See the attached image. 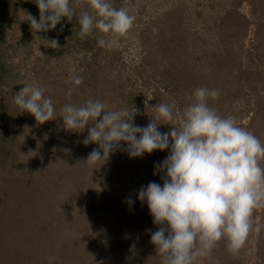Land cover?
I'll return each mask as SVG.
<instances>
[{"label":"rangeland","instance_id":"1","mask_svg":"<svg viewBox=\"0 0 264 264\" xmlns=\"http://www.w3.org/2000/svg\"><path fill=\"white\" fill-rule=\"evenodd\" d=\"M70 1L74 5L75 15L71 23L67 20L65 31L61 32V27H56L48 32L34 34L29 20L35 17L39 21L38 6L29 10L23 5L29 3V0H18L15 8L18 12L17 19L6 25L4 41H0V53L6 66V73L0 79V264H131L139 260V257L138 260L130 257L133 247L128 241L130 236L127 235L133 227L134 218L127 224H122L120 220L127 213L136 217L135 211L139 216L143 212L146 203H141L137 196L141 186H145L144 179L137 178L135 171L131 173V177L123 175L120 181L116 176L115 179L110 176V179L90 181L89 184L75 178L81 174L82 164L81 157H75L71 152L73 146L77 147L78 143L75 141L78 138L75 135L78 132L74 134V138L70 136L72 132L64 130L63 121L59 117L61 111L56 103L66 100V94L62 93L64 87L68 88L75 72L80 71L79 58L85 48L78 35V17L81 11L90 9L83 0L82 6L77 5L76 0ZM170 1L117 0L120 2L117 8L125 7L129 14L135 16L133 26L122 38L128 44L124 51L128 54L127 59L139 57L140 46L137 41H140V31ZM187 1L191 9L209 10L213 6L214 12L234 6L240 14L248 17L246 21L249 23V34L242 38L245 43L255 36L257 18L264 24V0ZM61 33L62 38L54 50L61 51L64 59L59 68L54 64L56 70L53 77L56 81H52L44 77L47 72L43 66L47 68L49 65L47 59L44 60V55L47 48H52L48 41L58 40ZM99 35L94 29L90 36L99 38ZM116 47L120 49L121 45L117 44ZM53 58L51 56L48 60L52 62ZM34 67H37V72ZM23 84L46 89L44 95L52 99L57 110L54 120L38 124L32 114L20 112L13 97L24 87ZM77 90L78 87L75 86L73 92ZM240 111L241 107L236 106L234 115L237 124L238 121H247L250 115L248 111L242 117ZM51 123L54 128L50 129L48 125ZM263 134L262 132L258 137L262 143ZM89 169L99 171L95 170L94 165L86 164V170ZM36 180H41L42 184L38 185L36 191H32L29 184H35ZM128 197L134 200L130 208L125 206ZM263 210L264 208L254 210V225H264ZM258 244L264 246V230L258 235L255 232L249 235L238 254L237 263L264 264L261 261L264 256L257 251ZM254 251L261 259L256 257ZM240 254L244 256L245 262ZM228 260L227 256L214 258L210 252L198 264H229ZM155 261L147 259L142 262L154 264ZM139 262L136 264H142Z\"/></svg>","mask_w":264,"mask_h":264},{"label":"clouds","instance_id":"2","mask_svg":"<svg viewBox=\"0 0 264 264\" xmlns=\"http://www.w3.org/2000/svg\"><path fill=\"white\" fill-rule=\"evenodd\" d=\"M34 2L39 9V21L31 16L29 20L34 34L54 30L64 18L70 21L75 15L70 0ZM83 2L90 10L81 11L78 17L81 39L95 29L100 34L98 44L111 48L134 24L135 16L125 7L116 8L111 0ZM76 3L82 6L81 0ZM48 42L52 48L59 45L56 39ZM83 79L71 78L69 100ZM23 85L13 97L20 112L32 114L38 124L54 120V103L44 95L46 89ZM219 96L218 89L196 88L193 102L183 108L179 128L173 126L163 133L159 127L172 125L176 119L175 103L160 102L153 107L156 115H150L144 127L134 123L136 108L111 111L102 101L89 99L82 106L68 103L61 109L64 130L83 132L87 127L89 135L82 143L98 145L87 157L89 166L107 160L116 151L134 159L168 150L154 170L163 184L153 181L138 190V199L147 204L158 229L149 231L161 264H198L222 239L235 256L252 232L258 235L264 230V225H254L252 219L254 210L264 208V167L260 163L264 143L238 126L234 117H222L209 106V98ZM126 203L134 201L128 197Z\"/></svg>","mask_w":264,"mask_h":264},{"label":"trees","instance_id":"3","mask_svg":"<svg viewBox=\"0 0 264 264\" xmlns=\"http://www.w3.org/2000/svg\"><path fill=\"white\" fill-rule=\"evenodd\" d=\"M7 2L6 4V0H0L1 43L4 41L6 25L12 20L15 21L18 15L15 9L18 0H7ZM111 2L116 8L120 3L117 0ZM168 3L169 5L157 12L156 16H152L151 21L140 31V41H137L140 46L138 58L127 59L128 54L126 55L124 51L128 48V44L122 39L123 37L118 41V45H121L120 49L116 47L117 45L111 48L101 47L97 42V36H87L82 39L85 50L79 58L80 71H76L75 76H83V83L77 86L76 92H72L73 100L72 96L69 100L67 92L73 86L72 80L69 81L68 88L64 87L65 90L62 92L66 94V100L62 101L63 103L61 101L56 103L59 111L68 103L79 107L89 99L99 100L105 103L107 110L111 111L125 108L130 111L138 109L134 123L144 127L148 125L150 115H156V109L153 107L160 102L170 105L175 103L176 119L172 125L159 127V131L163 133L170 131L173 126L179 128L183 108L193 102L195 89L206 87L209 90H220L219 98H209L210 107L215 108L222 117L235 118L236 106L241 107L242 117L249 111L248 120L238 121V126L257 137L261 136V133H264V24L261 23V19L257 18L255 36L245 43L242 42V38L249 34V23L246 21L248 17L240 14L234 6L214 12L213 6L209 10L191 9L187 0H171ZM23 5L29 10L36 7L34 0H29V3ZM70 6L74 7L71 1ZM69 22L71 23L72 20ZM67 24V19L64 18L56 27H63L65 31ZM58 37L60 41L62 33ZM61 54V51L55 52L54 48H47L44 60L47 59L49 65L47 68L43 66L47 72L44 73L45 78L56 81L53 77L55 65L59 68L63 61L64 57ZM51 56L54 57L52 62L48 60ZM2 57L0 53V79L6 73L5 60ZM34 71H38L37 67H34ZM59 113L61 116V112ZM60 120L63 121L62 117ZM5 122L7 123L6 120ZM48 127L54 128L52 123ZM71 132L70 136L74 137L76 132ZM88 135L87 127L83 132L75 135L78 138L75 142L78 144L77 147H72L71 152L75 157L79 155L82 161L81 174L75 178L89 184L90 181L110 179V176L111 179H115L116 176L120 181L123 175L128 174L131 177V173L135 171L137 178L144 179L145 186L153 181L163 184L160 175H154V170L155 165L162 162L169 154L168 150H156L134 159L126 152L116 151L107 160L94 165L95 170L99 169L98 172L90 169L87 171L85 164L87 157L94 148H98L95 143L87 146L82 143ZM74 161L75 159L72 162ZM260 162L264 167V159ZM41 184V180L40 182L36 180L35 184L29 185L32 191H36ZM125 206L130 208L132 205L127 203ZM135 216L131 217L127 213V216L123 215L120 220L122 224H127L133 218L134 224L137 221L130 228L131 231L127 232L128 237L130 236L128 241L133 247V251L130 250V257L134 260H138L139 257L138 262L155 259L154 264H161V257L157 255L150 235V231L154 232L158 229L153 223L147 204L140 216L136 211ZM257 249L264 256V246L258 244ZM211 253L214 258L229 257V264L239 262V255L233 256L229 253L223 239L211 250ZM254 254L261 259L256 251ZM240 256L245 262L244 256L242 254Z\"/></svg>","mask_w":264,"mask_h":264}]
</instances>
